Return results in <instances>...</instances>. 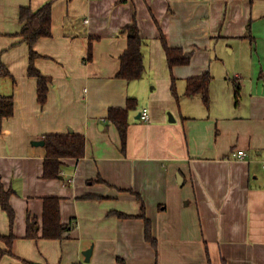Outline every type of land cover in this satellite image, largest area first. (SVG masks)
I'll use <instances>...</instances> for the list:
<instances>
[{"label":"crops","instance_id":"1","mask_svg":"<svg viewBox=\"0 0 264 264\" xmlns=\"http://www.w3.org/2000/svg\"><path fill=\"white\" fill-rule=\"evenodd\" d=\"M49 1L0 0V62L12 75L0 94L15 103L0 132L15 220L0 202V234L13 232L17 256L0 254V264H264V0H57L52 36L34 46L35 67L51 80L42 106L20 10ZM134 20L145 73L130 82L118 74L121 31ZM163 37L190 63L171 68ZM206 74L209 106L187 93ZM130 98L138 105L124 150L107 117ZM71 130L86 138L85 157L45 178V145L33 143ZM239 150L246 158L233 157ZM47 197L60 199L70 228L62 239L28 238L30 217L43 226Z\"/></svg>","mask_w":264,"mask_h":264},{"label":"trees","instance_id":"2","mask_svg":"<svg viewBox=\"0 0 264 264\" xmlns=\"http://www.w3.org/2000/svg\"><path fill=\"white\" fill-rule=\"evenodd\" d=\"M57 0H51L40 9L34 11L30 7H23L20 10V21L23 24L20 36L23 42L30 47V66L28 74L30 77H36L38 80V99L39 103L44 106L48 99L50 78L43 75L35 67V60L38 53L34 46L41 38L52 36L53 6ZM122 34L128 38V47L123 54L121 70L118 77L127 81H136L142 79L145 73V62L143 54V40L140 35V28L137 20L125 26ZM164 48L167 53L168 63L171 68L177 65H187L190 63V55L184 54L181 48H172L168 45L166 39L162 38ZM89 56L92 54V46L90 44ZM89 57V58H90ZM12 75L8 67L0 62V80L11 78ZM212 78L209 74L203 77L192 78L188 81L187 93L190 95L199 94L202 96L206 106L210 103L209 86ZM138 102L136 99H128L126 108H111L108 113L107 120L115 124L120 132L123 149L127 146L128 130L130 126L129 113L137 109ZM15 103L13 95L0 94V132H3V123L14 115ZM46 148V160L44 168V177L47 179L59 178L61 176L63 160L65 159H81L86 155V138L83 135L69 132L68 134L48 135L44 138ZM11 192L6 190L0 178V202L2 208L8 213L12 225L15 220V212L10 205ZM142 201L141 218L144 219L146 225V238L157 249V240L153 236L152 222L147 218L145 213V205ZM61 201L57 197H47L44 200L43 226L39 227L35 218H29L27 224V237L37 238L40 235L45 239H62L69 225H63L61 221ZM126 217L124 214H120ZM0 240L5 242L7 250H1V255H10L17 257L14 252V243L16 236L11 232L9 236L0 234ZM31 264V263H28Z\"/></svg>","mask_w":264,"mask_h":264},{"label":"built area","instance_id":"3","mask_svg":"<svg viewBox=\"0 0 264 264\" xmlns=\"http://www.w3.org/2000/svg\"><path fill=\"white\" fill-rule=\"evenodd\" d=\"M141 119L144 121H149L150 115H149V112L147 110H144L141 113ZM246 156H247V153L244 150H239V151L233 153V157L237 158V159H244V158H246Z\"/></svg>","mask_w":264,"mask_h":264},{"label":"water","instance_id":"4","mask_svg":"<svg viewBox=\"0 0 264 264\" xmlns=\"http://www.w3.org/2000/svg\"><path fill=\"white\" fill-rule=\"evenodd\" d=\"M139 116H141V114H139ZM71 132H73V131L71 130ZM33 144L36 145V146H44V145H45V141H44V140H41V141H35ZM92 253H93V249H92V248L89 249V250H86V251L84 252V255L86 256V261H87V262L90 261L91 256H92Z\"/></svg>","mask_w":264,"mask_h":264}]
</instances>
